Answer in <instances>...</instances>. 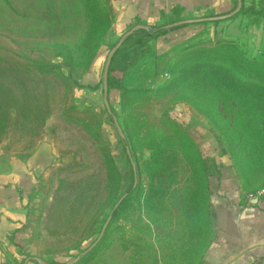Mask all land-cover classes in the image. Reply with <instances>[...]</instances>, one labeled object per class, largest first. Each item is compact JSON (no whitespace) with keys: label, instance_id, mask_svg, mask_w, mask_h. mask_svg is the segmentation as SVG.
<instances>
[{"label":"rangeland","instance_id":"rangeland-1","mask_svg":"<svg viewBox=\"0 0 264 264\" xmlns=\"http://www.w3.org/2000/svg\"><path fill=\"white\" fill-rule=\"evenodd\" d=\"M110 15L109 0H0V152L54 147L26 250L36 264H196L211 232L212 135L245 185H264V43L187 46L168 78L107 92V111L102 97L94 103L82 91L97 55L103 85L116 44ZM213 67L249 96L204 89Z\"/></svg>","mask_w":264,"mask_h":264},{"label":"crops","instance_id":"crops-1","mask_svg":"<svg viewBox=\"0 0 264 264\" xmlns=\"http://www.w3.org/2000/svg\"><path fill=\"white\" fill-rule=\"evenodd\" d=\"M237 4L238 0H109L111 36L116 39L115 43L134 29L122 40L119 51L111 59L112 75L124 86L145 85L157 77L163 78L164 72L169 74L173 58L187 46L264 43L263 18L256 19L246 11L216 22L179 26L156 38L136 33L140 28L168 22L176 8L182 19H188L226 14ZM243 6L264 11V0H243ZM100 68L101 56L97 55L84 81L93 89L82 91L87 100L94 103L100 97L103 99ZM115 93L111 89L109 98ZM211 138L217 144L212 149L215 170L208 176L207 210L211 232L196 264H264V198L254 201L245 198L262 185H245L233 161L219 153L216 138L213 135ZM210 143L208 139L204 144ZM53 155L54 147L48 141L40 142L28 153L0 152V264H36V259L26 250L28 217L38 179L43 178Z\"/></svg>","mask_w":264,"mask_h":264},{"label":"trees","instance_id":"trees-1","mask_svg":"<svg viewBox=\"0 0 264 264\" xmlns=\"http://www.w3.org/2000/svg\"><path fill=\"white\" fill-rule=\"evenodd\" d=\"M239 1L242 2V6H241V9L239 10V12L236 13L235 15L240 14V13H244L246 11V12H250L251 14H254L255 15L254 17L256 19L259 17H262L264 20V11L263 10L254 11L253 8L245 9L243 6V0H238V2ZM173 15H174L173 18H171L168 22H166L164 24L150 25L147 27H143V28L138 29L136 33L141 34L146 38H156V37L168 32L172 29H175L176 27H179V26H168V25L182 20V17H180V10L177 8L174 9ZM211 16H214V15H211ZM110 19H111V15H110ZM184 25H186V24H184ZM180 26H183V25H180ZM119 49L117 50V52L119 51ZM211 71H212L211 73H206V75L202 78V82H201L202 85L201 86L204 89L213 87L212 90H223V91H225V93L229 94L230 96H236V97L240 96V97H242V99L249 96L250 91L248 90V88L246 89L244 85L236 82L234 79L229 77L228 74L226 72H224L222 68L213 67V69ZM119 83H120V79L117 78L116 76L112 75L111 66H110L108 69V75H107V92L109 93V91L111 89L117 87ZM80 86H83V85H80ZM90 89H93V88L90 87ZM110 110L113 111L111 108V105H110ZM106 114H107V117H109L110 114L107 112H106ZM119 140L127 152V150H129V149L127 147L126 137L120 136ZM127 156H128L129 164L131 165V172L133 175L135 173L134 168H132L133 164L131 163L133 161V159L131 160L129 158L128 153H127ZM130 156H131V153H130ZM213 162L215 164L214 158H213ZM135 185H136L135 182H133L130 185L128 192L126 193V196L123 198V200L120 202V204L115 209L112 210V217L115 215L117 209L120 207V205H122V203L125 201L127 196L131 193L130 191L133 188H135ZM112 217H111V219H112Z\"/></svg>","mask_w":264,"mask_h":264},{"label":"water","instance_id":"water-1","mask_svg":"<svg viewBox=\"0 0 264 264\" xmlns=\"http://www.w3.org/2000/svg\"><path fill=\"white\" fill-rule=\"evenodd\" d=\"M241 6H242V2L239 1L237 4V7L232 12H229L226 14H221V15L200 17V18L182 19L180 21L169 24L168 26H180V25H184V24L201 23V22H206V21H217V20L227 19V18H230L235 13L239 12V10L241 9ZM133 31H134V29L129 30L126 33H124L122 38L110 49V51L108 52V54L106 56V60H105L104 68H103L102 83H103V101H104V104L106 106L107 111H110L108 101H107V75H108V69L110 67L111 59H112L113 55L116 53V51L119 49L122 40L126 36L130 35ZM117 127H118V132H119L120 136H124L120 127L118 125H117ZM127 153L129 155V158L132 160V157L130 156L129 150H127ZM131 163L133 164V161ZM125 196H126V193H124L117 200V202L114 204L112 210L115 209L120 204V202L123 200V198ZM112 210H111L110 214L108 215L106 221L104 222V224L101 228V232H100L98 239L92 245H95L97 243V241L99 240V238L101 237V235L104 233V231H105V229H106V227H107V225H108V223L112 217Z\"/></svg>","mask_w":264,"mask_h":264},{"label":"built area","instance_id":"built-area-1","mask_svg":"<svg viewBox=\"0 0 264 264\" xmlns=\"http://www.w3.org/2000/svg\"><path fill=\"white\" fill-rule=\"evenodd\" d=\"M163 76L168 78L169 74L167 72H164ZM246 200L248 201H254L260 198H264V185L260 188H258L255 191L249 192L245 195Z\"/></svg>","mask_w":264,"mask_h":264}]
</instances>
